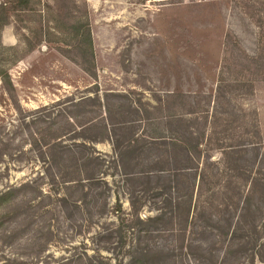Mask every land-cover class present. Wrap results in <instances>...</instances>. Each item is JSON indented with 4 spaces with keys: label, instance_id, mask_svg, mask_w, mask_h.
<instances>
[{
    "label": "rangeland",
    "instance_id": "rangeland-1",
    "mask_svg": "<svg viewBox=\"0 0 264 264\" xmlns=\"http://www.w3.org/2000/svg\"><path fill=\"white\" fill-rule=\"evenodd\" d=\"M0 264H264V0H0Z\"/></svg>",
    "mask_w": 264,
    "mask_h": 264
},
{
    "label": "trees",
    "instance_id": "trees-1",
    "mask_svg": "<svg viewBox=\"0 0 264 264\" xmlns=\"http://www.w3.org/2000/svg\"><path fill=\"white\" fill-rule=\"evenodd\" d=\"M105 114H108V111H106L105 112ZM104 115V114H103ZM102 115V116H103ZM108 116V115H107ZM105 122H106V124H107V126H106V128L109 130V133H108V136H107V140H110V139H112V137H113V133H112V130H110L111 129V123L109 122V119H108V117L106 118V120H105ZM96 151V150H95ZM97 152V151H96ZM121 167H123V163H122V166ZM125 174L126 175H132V174H134V172H125Z\"/></svg>",
    "mask_w": 264,
    "mask_h": 264
},
{
    "label": "crops",
    "instance_id": "crops-1",
    "mask_svg": "<svg viewBox=\"0 0 264 264\" xmlns=\"http://www.w3.org/2000/svg\"><path fill=\"white\" fill-rule=\"evenodd\" d=\"M162 94H164V93H162Z\"/></svg>",
    "mask_w": 264,
    "mask_h": 264
}]
</instances>
